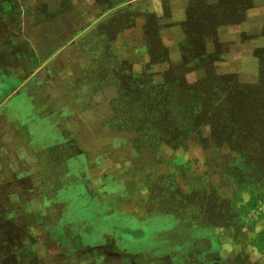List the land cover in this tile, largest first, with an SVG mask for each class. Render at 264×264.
I'll return each mask as SVG.
<instances>
[{"label":"crops","instance_id":"obj_1","mask_svg":"<svg viewBox=\"0 0 264 264\" xmlns=\"http://www.w3.org/2000/svg\"><path fill=\"white\" fill-rule=\"evenodd\" d=\"M248 2L245 24L227 27V35L219 33L222 42L231 44L225 65L237 66L243 56L264 48V0ZM115 9L101 0H0V264H117L115 256L106 253L105 257L90 246L85 253V243L95 242L101 234L102 243L115 245L119 228L122 236L139 242L148 235V226L156 243L165 238L174 242L172 238L182 231L184 241L203 256L201 262L186 259L187 264H214L216 254L202 248L211 241L200 235L198 226L205 201L210 200L199 191L202 177L188 178L179 171H185L180 168L183 165L176 170L168 162L153 163L152 172L148 171L145 154L138 157L128 152L130 143L124 136L107 132L102 124L85 126L86 112L78 93L83 92L84 83L91 82L84 79L85 71L97 63L78 43L89 26L83 31L77 22L113 20L117 16L105 15ZM247 32L257 38L245 46ZM118 37L114 46L119 52L132 33ZM118 54L136 74L143 73L149 62ZM107 94V88L99 91L96 104ZM191 143L187 157L197 150ZM159 153L149 160L160 158ZM172 154L173 159L181 156L177 151ZM182 162L185 166L187 161ZM194 164L190 168L196 172L200 164ZM52 165L62 170L53 173ZM73 165L76 171L68 172L66 168ZM53 178L66 190L59 197L37 183H51ZM66 198L74 203L68 205ZM72 213L77 217L75 225L69 219ZM180 213L187 215L181 224ZM127 218L139 220L140 225H130ZM74 226L87 228L86 233L72 235ZM167 259L152 264H174L171 255Z\"/></svg>","mask_w":264,"mask_h":264},{"label":"rangeland","instance_id":"obj_2","mask_svg":"<svg viewBox=\"0 0 264 264\" xmlns=\"http://www.w3.org/2000/svg\"><path fill=\"white\" fill-rule=\"evenodd\" d=\"M101 3H109L110 7L116 8L105 17H117L100 20L97 24L86 25L87 20L77 22L78 29L84 26L83 31L89 26L77 40L82 52L91 55L96 65L100 66L101 78L106 79L110 73H114L122 81L129 80L127 67L133 71L132 65L126 61L127 64L120 65L116 60L119 59L116 56L118 53L123 57L127 53V56H138V59L150 62L144 64L143 73L137 74L146 76L147 85L162 84L163 87L167 85L168 89L156 93L159 98L157 101L145 86L140 89L127 86L133 101L139 102L135 110L134 102L129 103L123 97L119 100V94L116 89L113 91L112 85L84 83L83 92L78 93V100L86 112L85 126L102 124L107 132L124 136L130 143L128 152L138 157L145 154L148 171L152 172L153 163L168 162L177 166L174 167L176 170L179 165H183L180 168L185 171H179L188 174V178L202 177L199 191L210 200L205 201L198 226L200 235L211 241L208 245L203 244L202 248L209 247V252L216 254L214 264H264V48L255 50L253 56H243L238 67L236 64L225 65L231 44L222 42L219 37V33H225L227 27L245 24L246 16L241 20L240 11L228 10L229 4H221V0H118L116 3L101 0ZM216 8L220 11L215 12ZM246 25L251 27L248 23ZM68 32H72V29ZM195 32L204 35L202 40L206 52L212 55L210 60L200 59V53L192 54L196 42L187 33ZM120 33H132V37L128 42L127 37L122 41L125 46L119 47L118 52L114 43ZM245 34V46L257 38L253 32ZM261 34H264V30ZM182 48L187 56L197 58V63L183 61ZM138 69L142 70L140 67ZM100 88V91L107 88V99L96 104ZM234 102L238 105L236 112L230 107ZM127 108L132 110L136 121L138 119L141 123L143 119L142 127L133 122V125L127 124L128 127L114 128L115 114L123 119ZM146 110L159 113L157 124L145 122ZM63 114L69 116V112ZM145 129L147 135L143 133ZM66 135L68 138L72 136L70 132ZM189 143L196 146L197 150L187 157ZM206 147L208 150L203 153ZM156 151L161 152L160 158L149 160ZM176 151L181 156L173 159L175 154L172 152ZM183 158L187 161L185 166ZM194 163L196 166L200 164L196 172L190 168ZM52 166L53 173L62 170L56 165ZM66 170L75 172L76 166H68ZM37 183L47 192L51 191L52 196L57 194L56 197H59L61 190L64 193L66 191L64 186H58L59 180L56 178L51 183ZM119 190L126 191L127 188ZM66 199L68 205L74 203ZM190 199L192 203L194 198ZM55 215L59 218L60 213L56 211ZM185 215L180 213V224L186 220ZM69 219L75 225L77 217L74 213L69 215ZM126 221L130 225H140L139 220L127 218ZM122 222L124 224L125 221ZM86 229L74 226L71 234L85 232ZM121 230L119 228L116 233L115 245L102 243L104 239L100 234L95 242L85 243V253L91 250L90 246L95 251L104 252L105 257L106 253L115 256L117 264H123L125 259L130 261H126L128 264H152L154 260L168 261V255H171L174 264H187L186 259L201 262L203 257H199L196 248L184 241L182 231L176 233L178 237L172 236L174 242L165 238L163 242L156 243L150 226L147 227L146 238L139 242H131L122 236L119 233ZM142 231L145 233V230ZM54 235L59 236L58 233ZM63 235L70 234L63 232ZM169 237L167 235V239ZM102 259L103 254L100 263H103Z\"/></svg>","mask_w":264,"mask_h":264},{"label":"trees","instance_id":"obj_3","mask_svg":"<svg viewBox=\"0 0 264 264\" xmlns=\"http://www.w3.org/2000/svg\"><path fill=\"white\" fill-rule=\"evenodd\" d=\"M227 2V3H226ZM248 1L246 2L245 0H221V4H229V8L228 10H231V9H235V11H237L238 13V10L240 11V15L242 16L241 17V20H244L245 19V12H246V8L248 7ZM231 7V8H230ZM219 9L216 8L215 12L218 11ZM220 11V10H219ZM236 13V14H237ZM187 36L192 38L196 44L199 46V48H197L196 44L194 45L195 48L193 49V52L192 54H196V53H200L201 54V57L200 59L204 60V61H207V60H210L212 55H209L207 52H206V49H205V42H203L202 38L204 39V35L201 34L200 32H195V33H187ZM215 37V36H214ZM200 41L202 44H200ZM182 54H183V61H187L188 63H192V62H195L197 63L198 59L197 58H193L192 56H187L182 48ZM114 58H117L116 56ZM119 64H127L125 61H122L120 59H116ZM127 72H128V78L129 80L127 79L126 81H122L116 74L114 73H110L109 74V77H107L106 79L105 78H101V75H100V66H97L96 64L93 65V67H91L90 69L86 70L85 73H84V79L87 80V81H91L90 83H92L93 85H98L100 86L101 83H103V85H112L113 87H115V89H117V92L119 94V100L123 97V100H126L127 102L131 103V102H134V107L133 109H137L139 106V102H135L133 101L132 99V96L130 93H128L127 91V86L129 88H141V86H145V89L146 90H150L152 94V97L153 98H156V100L158 101L159 98L157 96L156 93H159L158 91L160 90H167L168 89V86L166 85L165 87H163L162 84H158V86L155 84V86L152 84V83H149L147 85V83L145 82V77L143 74L142 75H137L135 73H133L132 71V68L130 67L128 69L127 67ZM215 77H217L215 74H214ZM224 76V75H223ZM225 77H228V76H225ZM90 78H96L95 80L92 79L90 80ZM221 79V78H220ZM101 90L98 89L97 93ZM162 100V99H160ZM140 101V100H139ZM163 105H164V101H163ZM160 108H163L160 104H159ZM230 107H232V110L234 112H236V110L238 109V105L236 104V102H234V104H232ZM237 108V109H236ZM119 113L122 115L123 112L119 111ZM158 115L159 113L157 111H149V110H146L144 112V116H145V122H147L148 124L152 125V124H157L158 122ZM139 116H141V114H139ZM115 120H116V127L114 128H124V127H128V125H133V122L135 125H141L142 127V122H143V119L140 123V121L135 118H133V112L131 109H128L125 110L124 114H123V119H121L117 114H115ZM130 123V124H129ZM138 127V126H137ZM147 127V126H146ZM120 130V129H118ZM144 135H147V130L145 129L143 131ZM161 138V137H160ZM163 138V137H162Z\"/></svg>","mask_w":264,"mask_h":264}]
</instances>
